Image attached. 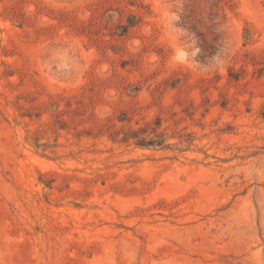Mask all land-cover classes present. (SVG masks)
<instances>
[{
  "label": "rangeland",
  "instance_id": "374dc122",
  "mask_svg": "<svg viewBox=\"0 0 264 264\" xmlns=\"http://www.w3.org/2000/svg\"><path fill=\"white\" fill-rule=\"evenodd\" d=\"M0 264H264V0H0Z\"/></svg>",
  "mask_w": 264,
  "mask_h": 264
},
{
  "label": "trees",
  "instance_id": "16d2710c",
  "mask_svg": "<svg viewBox=\"0 0 264 264\" xmlns=\"http://www.w3.org/2000/svg\"><path fill=\"white\" fill-rule=\"evenodd\" d=\"M138 143L140 145H150L154 143V140H145L144 138H141L140 140H138ZM159 144V142H158Z\"/></svg>",
  "mask_w": 264,
  "mask_h": 264
}]
</instances>
